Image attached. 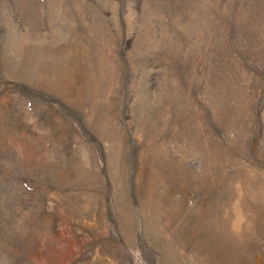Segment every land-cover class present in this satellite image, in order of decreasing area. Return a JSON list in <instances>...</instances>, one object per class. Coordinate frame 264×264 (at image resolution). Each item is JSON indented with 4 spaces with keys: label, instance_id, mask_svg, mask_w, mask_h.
I'll list each match as a JSON object with an SVG mask.
<instances>
[{
    "label": "rangeland",
    "instance_id": "374dc122",
    "mask_svg": "<svg viewBox=\"0 0 264 264\" xmlns=\"http://www.w3.org/2000/svg\"><path fill=\"white\" fill-rule=\"evenodd\" d=\"M0 264H264V0H0Z\"/></svg>",
    "mask_w": 264,
    "mask_h": 264
}]
</instances>
